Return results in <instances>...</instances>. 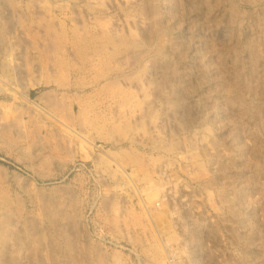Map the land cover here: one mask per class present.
I'll return each mask as SVG.
<instances>
[{"label": "rangeland", "instance_id": "1", "mask_svg": "<svg viewBox=\"0 0 264 264\" xmlns=\"http://www.w3.org/2000/svg\"><path fill=\"white\" fill-rule=\"evenodd\" d=\"M0 264H264V0H0Z\"/></svg>", "mask_w": 264, "mask_h": 264}]
</instances>
